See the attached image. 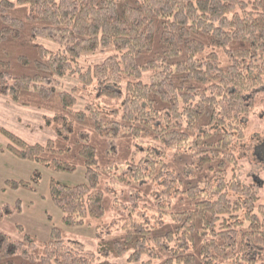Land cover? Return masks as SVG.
<instances>
[{
	"label": "trees",
	"instance_id": "1",
	"mask_svg": "<svg viewBox=\"0 0 264 264\" xmlns=\"http://www.w3.org/2000/svg\"><path fill=\"white\" fill-rule=\"evenodd\" d=\"M0 96L50 114L55 139L3 130L8 148L86 169L52 197L99 240L0 234V264H264V199L237 175L264 107V0H0Z\"/></svg>",
	"mask_w": 264,
	"mask_h": 264
},
{
	"label": "rangeland",
	"instance_id": "2",
	"mask_svg": "<svg viewBox=\"0 0 264 264\" xmlns=\"http://www.w3.org/2000/svg\"><path fill=\"white\" fill-rule=\"evenodd\" d=\"M41 42L54 51L59 49L52 41ZM103 60L104 57L98 54L85 58L83 63L88 66ZM77 85V80L68 78L59 80L57 87L70 91ZM79 103L78 108H84L85 102ZM98 106L105 108L102 101L98 102ZM48 115V112L26 108L0 96V234L17 240L30 235L45 243L52 238L54 228H61L71 249L84 254L97 253L99 240L96 227H67L63 211L52 197L54 184L68 187L85 184L86 169L79 167L73 173L56 171L42 163L22 159L8 148L10 140L3 130L30 145H46L48 141L55 139V132L47 127L44 120ZM253 121L255 130L239 149L240 166L237 175L240 182L254 185L264 199V107L254 112ZM110 261L128 264L126 257L111 258Z\"/></svg>",
	"mask_w": 264,
	"mask_h": 264
}]
</instances>
